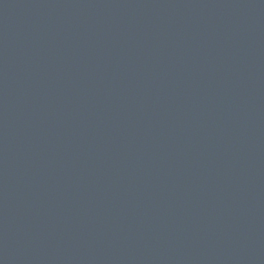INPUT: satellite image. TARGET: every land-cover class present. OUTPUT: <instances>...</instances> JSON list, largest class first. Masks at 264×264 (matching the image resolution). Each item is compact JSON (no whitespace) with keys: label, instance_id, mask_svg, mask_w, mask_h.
Masks as SVG:
<instances>
[{"label":"water","instance_id":"1","mask_svg":"<svg viewBox=\"0 0 264 264\" xmlns=\"http://www.w3.org/2000/svg\"><path fill=\"white\" fill-rule=\"evenodd\" d=\"M0 264H264V0H0Z\"/></svg>","mask_w":264,"mask_h":264}]
</instances>
